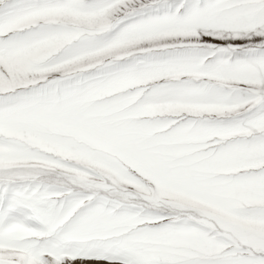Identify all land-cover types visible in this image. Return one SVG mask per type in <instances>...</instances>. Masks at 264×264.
<instances>
[{
    "label": "snow or ice",
    "instance_id": "1",
    "mask_svg": "<svg viewBox=\"0 0 264 264\" xmlns=\"http://www.w3.org/2000/svg\"><path fill=\"white\" fill-rule=\"evenodd\" d=\"M0 264H264V0H0Z\"/></svg>",
    "mask_w": 264,
    "mask_h": 264
}]
</instances>
